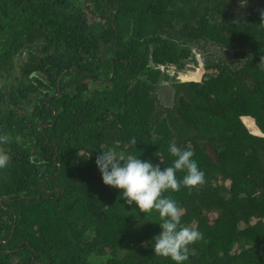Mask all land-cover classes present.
Instances as JSON below:
<instances>
[{"label":"trees","instance_id":"obj_1","mask_svg":"<svg viewBox=\"0 0 264 264\" xmlns=\"http://www.w3.org/2000/svg\"><path fill=\"white\" fill-rule=\"evenodd\" d=\"M241 1L0 0V264H175L152 250L158 214L125 204L95 164L111 149L163 170L170 144L205 173L163 193L203 234L183 264H264V0L238 15ZM194 49L202 77L179 81Z\"/></svg>","mask_w":264,"mask_h":264},{"label":"clouds","instance_id":"obj_2","mask_svg":"<svg viewBox=\"0 0 264 264\" xmlns=\"http://www.w3.org/2000/svg\"><path fill=\"white\" fill-rule=\"evenodd\" d=\"M260 17V26L264 28V10L260 11ZM261 60H264V56ZM182 75L185 74L179 73L178 77ZM11 141L10 135H0V146L10 144ZM135 143L136 139L133 138L130 144ZM168 151L175 159L171 166L163 170L159 164L153 165L135 155L125 156L111 149L100 152L95 164L103 184L121 190V198L125 204L132 206L135 203L136 208L144 215L153 211L158 214L161 232L153 238L154 254L170 258L175 264H183L189 257L190 245L202 240L203 234L195 227L180 226L182 209L171 196H164L163 193L169 190L178 192L181 187L191 192L204 185L205 173L192 159L194 151L191 148L182 150L175 144H170ZM10 162V155L4 147H0V170L7 168ZM177 172L185 173L182 179H177ZM132 213L136 215L135 209Z\"/></svg>","mask_w":264,"mask_h":264},{"label":"rangeland","instance_id":"obj_3","mask_svg":"<svg viewBox=\"0 0 264 264\" xmlns=\"http://www.w3.org/2000/svg\"><path fill=\"white\" fill-rule=\"evenodd\" d=\"M246 2L252 3L251 0H245L244 2L243 1L237 2L235 4V6H231L232 12H235L238 15L241 14L242 11L245 9V7L248 5V4L245 5ZM207 51H208V54H210V55H214V56H217V57H220V58H224L226 60L231 59V57L228 56V54H230V53L221 51L220 49H218L216 47H209L207 49ZM194 52H195V59H196V62H197L196 67L189 66V67L186 68L185 71L183 70V71L179 72L180 74L181 73H183V74L194 73V76H193L194 79L187 80V81H200V79L202 77V73H203V65H204L203 62H204V58H205L206 54L204 55L202 53V51H200L199 49H194ZM169 72H173V68L172 67H169ZM184 77H186V76H184ZM177 78H179V81L186 82L185 80H182L181 77L177 76ZM172 92H173L172 88L169 86V84L168 83L166 84L165 82H163V80H160V83L157 86L156 94H157V97H158V99H159V101L161 102L162 105L170 106L171 98H172ZM245 127H246V125H245ZM246 128L248 129V127H246ZM249 131L251 133H253V134L255 132H259V131L255 130V129L254 130H249Z\"/></svg>","mask_w":264,"mask_h":264},{"label":"bare ground","instance_id":"obj_4","mask_svg":"<svg viewBox=\"0 0 264 264\" xmlns=\"http://www.w3.org/2000/svg\"><path fill=\"white\" fill-rule=\"evenodd\" d=\"M184 76H186V75H182V76H181V79H184V78H186V77H187V76H186V77H184Z\"/></svg>","mask_w":264,"mask_h":264}]
</instances>
